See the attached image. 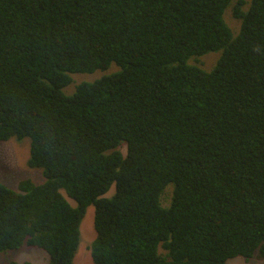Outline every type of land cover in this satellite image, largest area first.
<instances>
[{
  "label": "trees",
  "instance_id": "obj_1",
  "mask_svg": "<svg viewBox=\"0 0 264 264\" xmlns=\"http://www.w3.org/2000/svg\"><path fill=\"white\" fill-rule=\"evenodd\" d=\"M232 2L0 0V143L46 179L0 181V252L74 264L94 205V264L264 260V0L236 35Z\"/></svg>",
  "mask_w": 264,
  "mask_h": 264
},
{
  "label": "rangeland",
  "instance_id": "obj_2",
  "mask_svg": "<svg viewBox=\"0 0 264 264\" xmlns=\"http://www.w3.org/2000/svg\"><path fill=\"white\" fill-rule=\"evenodd\" d=\"M251 0H233L230 8L226 9L224 18L229 24L234 34L240 31V22L234 17V7L243 2L242 9L247 10L248 4ZM221 52L209 53L205 56L199 57L196 61L192 60L191 64H195L205 71H211L216 66ZM118 68L112 66L109 71H97L92 75L76 74L73 75L74 82L66 90L68 94H72L76 90V86L83 82H93L105 73L115 71ZM123 151L126 148L123 147ZM31 158V141L29 138L19 140L11 138L8 141L0 143V181L6 187L13 191H18L19 185L22 181L31 180L33 183L39 185L43 184L46 179L42 169L30 167L29 161ZM115 188H112L107 196H112ZM172 188H168L165 192L164 202H169ZM67 197V195L65 194ZM69 202L76 206V202L69 199ZM165 202V204H167ZM95 206L88 208L86 217L81 224V244L79 252L75 258L74 264H94L91 256L90 247L96 238V231L94 228ZM0 264H50L49 256L38 248L23 247L16 250H8L0 252ZM227 264H264L258 255L250 259L243 257L233 258L227 261Z\"/></svg>",
  "mask_w": 264,
  "mask_h": 264
}]
</instances>
